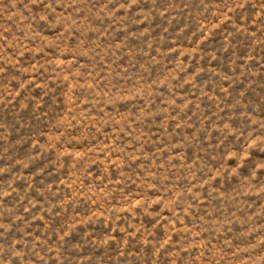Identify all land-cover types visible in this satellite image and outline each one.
<instances>
[{"label":"rangeland","instance_id":"1","mask_svg":"<svg viewBox=\"0 0 264 264\" xmlns=\"http://www.w3.org/2000/svg\"><path fill=\"white\" fill-rule=\"evenodd\" d=\"M0 264H264V0H0Z\"/></svg>","mask_w":264,"mask_h":264}]
</instances>
